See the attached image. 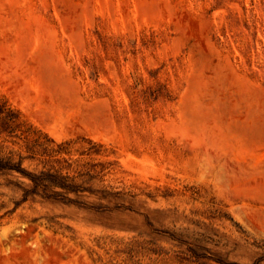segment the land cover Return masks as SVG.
<instances>
[{
	"label": "rangeland",
	"instance_id": "374dc122",
	"mask_svg": "<svg viewBox=\"0 0 264 264\" xmlns=\"http://www.w3.org/2000/svg\"><path fill=\"white\" fill-rule=\"evenodd\" d=\"M0 155V264H253L264 0H0Z\"/></svg>",
	"mask_w": 264,
	"mask_h": 264
},
{
	"label": "trees",
	"instance_id": "16d2710c",
	"mask_svg": "<svg viewBox=\"0 0 264 264\" xmlns=\"http://www.w3.org/2000/svg\"><path fill=\"white\" fill-rule=\"evenodd\" d=\"M15 170L27 177L30 181L29 187L24 189L25 198L30 194L41 193L45 197L62 199L67 202H75L78 204H85L84 201L70 198L68 193L74 192L78 194L87 188L81 183L75 182V179L63 175L57 171L41 170L38 172L30 171L22 166L21 160L15 162L12 157H4L0 155V171H12ZM80 174H88L80 173ZM97 210L106 209V204H93ZM264 247V244H263ZM264 260V254L260 255L253 264H259Z\"/></svg>",
	"mask_w": 264,
	"mask_h": 264
}]
</instances>
